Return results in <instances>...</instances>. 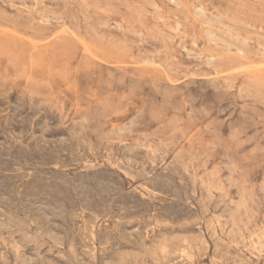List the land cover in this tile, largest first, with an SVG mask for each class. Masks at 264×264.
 Returning <instances> with one entry per match:
<instances>
[{"label":"rangeland","instance_id":"rangeland-1","mask_svg":"<svg viewBox=\"0 0 264 264\" xmlns=\"http://www.w3.org/2000/svg\"><path fill=\"white\" fill-rule=\"evenodd\" d=\"M0 264H264V0H0Z\"/></svg>","mask_w":264,"mask_h":264},{"label":"bare ground","instance_id":"bare-ground-1","mask_svg":"<svg viewBox=\"0 0 264 264\" xmlns=\"http://www.w3.org/2000/svg\"><path fill=\"white\" fill-rule=\"evenodd\" d=\"M35 1V0H34ZM36 5V4H35ZM102 11V10H101ZM200 12V11H199ZM202 14V13H201ZM177 24V23H176ZM62 28V27H61ZM178 29V28H177ZM62 30V29H61ZM52 36V35H51ZM86 49V48H85ZM88 53L90 52L88 49H87ZM87 53V52H86ZM91 54V53H90ZM263 67V66H262ZM238 71V70H237ZM155 160V159H154ZM167 165V164H166ZM185 173V172H184ZM189 176V175H188ZM193 185V184H192ZM148 195V194H147ZM141 196V195H140ZM146 197V196H145ZM156 197V196H155ZM209 197V196H208ZM212 227V226H211ZM215 233V232H214ZM187 257V256H186Z\"/></svg>","mask_w":264,"mask_h":264}]
</instances>
